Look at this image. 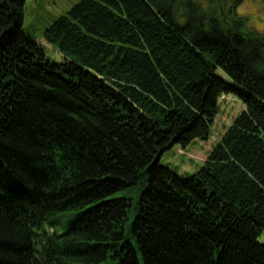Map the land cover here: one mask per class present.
Wrapping results in <instances>:
<instances>
[{
    "label": "trees",
    "instance_id": "1",
    "mask_svg": "<svg viewBox=\"0 0 264 264\" xmlns=\"http://www.w3.org/2000/svg\"><path fill=\"white\" fill-rule=\"evenodd\" d=\"M0 0V264H264V36L242 0ZM264 1V0H263ZM243 105L206 161L221 96Z\"/></svg>",
    "mask_w": 264,
    "mask_h": 264
},
{
    "label": "rangeland",
    "instance_id": "2",
    "mask_svg": "<svg viewBox=\"0 0 264 264\" xmlns=\"http://www.w3.org/2000/svg\"><path fill=\"white\" fill-rule=\"evenodd\" d=\"M80 0H27L24 7L23 30L40 44L45 56L54 62L63 60L57 49L43 39V33L59 16L65 14ZM236 14L244 19L248 29L264 36V1L242 0ZM218 113L213 119L210 135L206 141H194L186 148L173 146L159 159L162 166L177 175L188 177L197 172L206 161L213 147L218 143L234 118L244 110V105L232 95L221 96ZM259 242L264 243V230Z\"/></svg>",
    "mask_w": 264,
    "mask_h": 264
}]
</instances>
